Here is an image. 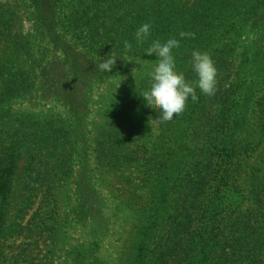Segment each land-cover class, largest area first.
<instances>
[{
	"label": "trees",
	"instance_id": "16d2710c",
	"mask_svg": "<svg viewBox=\"0 0 264 264\" xmlns=\"http://www.w3.org/2000/svg\"><path fill=\"white\" fill-rule=\"evenodd\" d=\"M14 1L18 7H22L24 2L26 12L22 17L17 16L11 0L4 1L3 5L0 3L1 237L10 234L2 227L10 221L11 214L14 213L15 222L16 216L24 218L38 197L41 199L40 209H45L52 226L70 222L68 216L60 217L58 198L53 188L59 176L53 173L54 164L46 156H52L48 152L57 149V154L60 153L63 143L62 151L64 145L69 144L72 156L80 155L79 128L82 121L87 122L83 117L90 111V94L95 84L90 79L84 81L86 92L75 107L72 86L65 81L61 87L57 86V101L66 111L65 118L55 112L45 114L42 120V116L14 112L13 103L31 102L36 89L44 90L56 85V81L47 75V66L55 67L59 62L61 66H68L72 80L86 79L90 70L82 63L85 58L105 59L111 53L116 61L130 58L155 61L154 55L145 54L151 43L155 40L163 43L173 36L180 39L179 33L183 31L194 33L195 38L181 40L180 47L173 50V56L177 71L192 82L196 80L191 66L193 51L209 53L218 72H230L233 62L226 61V54L230 52L231 56L234 50L226 52L224 49L228 45H224V41L232 39L234 44L240 43L243 32L240 27L234 30V23L228 24L223 19L216 23L217 17L214 16L225 5L241 3L242 0H202L205 2L200 9L189 15L184 14L183 8L175 7L173 12L165 8L166 4H176L174 0H153L155 10L158 7L154 13L162 14L161 18L154 13L152 15L151 3L144 4L142 13L129 19L132 31L126 29L128 34L117 35L104 23L109 17L108 12L112 20L119 23L125 19L122 9L138 3V0H116L112 8L110 0ZM246 1L250 3L244 5L243 25L251 23L250 26L262 29L264 0ZM185 8L187 10L188 6ZM152 17L155 18L150 22L152 27L148 39L138 44L136 30L143 23H149ZM24 22L29 23L28 29L24 28ZM125 40L132 45L130 51L124 49ZM217 41L224 45L222 50L213 49ZM254 47L258 48L256 56L247 55V68L250 69L245 72L251 77L252 84L250 80L244 81L248 88L244 86L242 92L232 93V96H238L239 103L236 118L230 125H222L208 115L210 106L205 97H198L193 105L201 120H197L186 138L185 151L189 163L179 176L183 183L180 188L187 190L186 199L179 209L175 225L169 229L172 232L167 238L169 242L161 247L165 261H171L170 264H186L184 261L193 254L206 251L208 246L216 248L213 253L219 260L218 264H264V99L261 102L258 97V82L264 77V67L260 65L264 63V34ZM21 54L25 56L23 61L19 60ZM255 66L257 68L254 69ZM119 70V74L124 73L122 66ZM99 76L96 73L95 79ZM217 77L218 82L224 78ZM190 102L189 97L186 108ZM124 104V108L129 105L128 102ZM158 112L161 116L157 110L148 119L154 116V121H157ZM221 112L219 109L215 115L217 120ZM148 131L152 132L151 126ZM197 137L200 138L195 143ZM242 155L246 156L243 174L241 165L237 170L235 161V156L240 158ZM157 160L158 155H152L150 164L155 166ZM242 177L245 178L244 183ZM246 181L248 184L245 185ZM77 197L83 203L84 214L96 212L91 195L84 192ZM10 226L16 228L17 225Z\"/></svg>",
	"mask_w": 264,
	"mask_h": 264
},
{
	"label": "rangeland",
	"instance_id": "374dc122",
	"mask_svg": "<svg viewBox=\"0 0 264 264\" xmlns=\"http://www.w3.org/2000/svg\"><path fill=\"white\" fill-rule=\"evenodd\" d=\"M4 1L10 0H0V3L3 5ZM11 1L17 16L22 17L26 12L24 2L22 1V7H18L14 0ZM115 1L110 0V7ZM179 1L183 4H179ZM153 2L138 0V3L126 5L121 11L125 19L119 23L113 21L108 12L109 17L104 23L109 29H113L114 33H111L115 35L128 34L126 29H133L128 23L129 19L133 15H140L144 4L151 3L149 9L152 15L161 18L162 14L154 13L158 7L155 10ZM173 2L177 3L166 4L168 11L173 12V8L178 7L189 15L192 11L199 10L205 1ZM245 3L250 1L237 2L236 7V4L225 5L221 12L214 14L217 17L216 23L223 19L228 24L234 23V30H239L240 27L243 32L240 43L237 41L234 44L232 39L224 41V45H228L224 49L226 52L234 50L231 56L230 52L226 54V61L233 63L230 72L228 70L222 73L217 70V76L224 78L218 82L216 94L212 97L201 93L198 95L207 99L210 106L208 115L222 125H230L236 118L239 98L232 96V93L242 92L244 86L247 89L244 81L250 80L252 84L251 77L245 74L250 69L247 68V55L256 56L258 48L254 45L264 34V24L262 29L250 26L251 23L243 25ZM185 6H188L187 10ZM106 7L109 9V5ZM154 18H150L149 23ZM28 27L29 23L24 22V28ZM224 45L214 42L212 47L222 50ZM22 57L25 59L21 54L20 61L24 60ZM103 60L83 59L82 63L90 73L86 79L81 80H72L68 66H61L59 62L55 67L47 66V75L56 81V85L44 90L36 89L32 93L31 102L12 104L14 112L42 116L41 120L49 112L58 113L65 118L66 111L57 101V86L61 87L63 81L72 86L75 107L86 92L84 81L90 79L95 84L90 94V111L83 117H86L87 122L82 121L83 125L79 128L80 155L73 157L69 144L64 145L62 151L63 143L60 145V153L57 154V149L48 152L52 156H46L54 164L53 173L59 176L55 179L53 188L58 198L60 217L68 216L70 222L66 225L59 222L61 224L58 223L57 227L52 226L45 209H40L41 199L38 197L24 218L16 216L15 222L14 213L11 214L10 221L16 223V228L10 226L14 224L10 221L3 225L2 230L10 234L0 236V264H170L171 261H165L161 247L169 242L167 238L172 234L169 229L171 225H175L179 209L186 199L187 190L180 188L183 183L179 181V176L189 163L185 151L186 138L200 115L198 117L193 107L194 102L191 101L182 114L174 115L171 121L158 122L161 117L159 112L156 114L157 121H154V116L148 119L155 110L146 106L141 94L150 88L149 73L154 69L155 61L132 58L117 60L111 72L106 73L96 67ZM260 65L264 67V63ZM120 66L124 69L123 74H119ZM96 73L100 74L98 79H95ZM258 83V97L262 102L264 77ZM197 92H200L199 89L196 94ZM125 102L129 104L126 108ZM219 109L222 112L217 120L215 115ZM150 126L152 132L148 131ZM199 138H195L194 142L198 143ZM154 154L158 155L155 166L154 163L150 164V158ZM245 157L235 156L236 168L240 169L241 165L242 174L245 171ZM236 172L240 176V172ZM242 179L244 183L245 178ZM84 192L91 195V201L97 207L92 214H84L83 203L77 197ZM24 226L26 228L21 229ZM215 249L214 246H208L206 251L195 256L193 254L184 263L218 264L219 260L213 253Z\"/></svg>",
	"mask_w": 264,
	"mask_h": 264
},
{
	"label": "clouds",
	"instance_id": "9594fccd",
	"mask_svg": "<svg viewBox=\"0 0 264 264\" xmlns=\"http://www.w3.org/2000/svg\"><path fill=\"white\" fill-rule=\"evenodd\" d=\"M151 27L150 23L145 22L136 30L135 39L138 44H142L148 39ZM179 37L180 39L174 36L170 37L163 43L160 40H155L145 52L148 56L154 55L156 59L155 67L149 73L150 88L144 91L141 96L146 101L147 107L162 113L158 122L171 121L174 115L181 114L187 106L189 97L192 102H197V89L207 97L214 96L218 90V72L207 52L198 50L192 52L191 66L196 80L189 82L182 72L177 71L173 50L180 47L181 40L189 37L195 38V34L182 31L179 33ZM123 43L125 51H130L131 43L127 40ZM115 63L116 58L110 53L96 67L99 71L108 73L111 72ZM134 71L135 69H133Z\"/></svg>",
	"mask_w": 264,
	"mask_h": 264
}]
</instances>
